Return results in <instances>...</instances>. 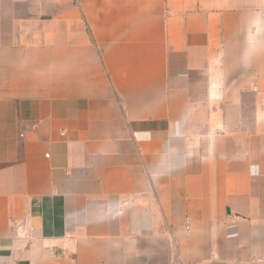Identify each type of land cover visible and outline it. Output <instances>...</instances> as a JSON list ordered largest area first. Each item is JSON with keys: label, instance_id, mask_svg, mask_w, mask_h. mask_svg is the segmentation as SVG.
<instances>
[{"label": "crops", "instance_id": "1", "mask_svg": "<svg viewBox=\"0 0 264 264\" xmlns=\"http://www.w3.org/2000/svg\"><path fill=\"white\" fill-rule=\"evenodd\" d=\"M0 264H264V0H0Z\"/></svg>", "mask_w": 264, "mask_h": 264}]
</instances>
